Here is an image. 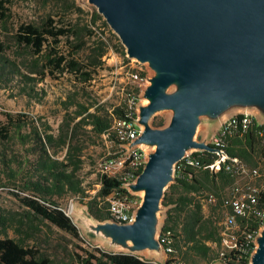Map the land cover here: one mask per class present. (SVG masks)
Wrapping results in <instances>:
<instances>
[{
	"label": "trees",
	"instance_id": "16d2710c",
	"mask_svg": "<svg viewBox=\"0 0 264 264\" xmlns=\"http://www.w3.org/2000/svg\"><path fill=\"white\" fill-rule=\"evenodd\" d=\"M8 6L9 0H0V86L17 82L19 94L29 100L40 101L45 92L37 85L47 77L58 78L68 74L82 85L94 79L109 49L101 33L95 31L97 22L101 20L97 12L92 13L84 23H63L47 16L40 23L20 24L9 29ZM102 25L107 24L103 21ZM10 41L14 44V51L7 45ZM122 55H125L124 52ZM139 75L144 76V73ZM130 80L138 83L136 93L126 92L125 100L112 106L111 112L105 111V104H82L78 99L79 93L66 95L60 101L64 117L55 132L41 117L2 113L6 123L0 128V188L11 189V194L21 202L23 214L18 223L25 224L27 232L38 230L37 221L80 240L77 228L58 203V200L70 196H76L81 201L87 197L77 175L82 163L78 159L81 148L74 142L78 131L86 126L94 135L102 137L114 119L125 117L127 95H137L142 86V82ZM154 127L161 128L163 125L159 123ZM225 144V153L239 160L247 171L256 169L260 177L253 182L261 183L264 173L258 168V163L261 159L264 161V126L257 125L252 119L245 134L226 136ZM208 145L211 146L210 143ZM62 151L64 157L59 160L55 156ZM215 157L211 152L196 150L189 156L193 165L186 160L176 165L178 168L174 171L173 182L161 200L163 218L159 235L166 236L171 249L166 253L163 264H217L219 261L222 223L226 215L233 214L224 201L231 196L234 185L242 184L243 180L236 165L231 167L230 162L227 163L229 170L222 166L218 171H212L210 166ZM98 184L97 192L84 204L86 212L96 222H112L107 197L113 191L127 192L120 189L118 179L100 172ZM263 202L264 196L258 195L256 207H261ZM204 206L207 212H204ZM236 221L252 232L259 225L254 215H236ZM0 264L52 262L44 254L4 237L0 238ZM71 264L158 263L127 253H107L96 248L76 254Z\"/></svg>",
	"mask_w": 264,
	"mask_h": 264
},
{
	"label": "water",
	"instance_id": "95a60500",
	"mask_svg": "<svg viewBox=\"0 0 264 264\" xmlns=\"http://www.w3.org/2000/svg\"><path fill=\"white\" fill-rule=\"evenodd\" d=\"M125 48L154 75L139 108L142 132L134 144L152 147L131 192L143 198L130 224L84 226L128 254L160 255L158 213L173 182L174 165L190 150L218 152L194 140L201 117L215 119L232 107L256 108L264 117V0H87ZM173 88L172 92L168 89ZM161 110L172 116L151 128ZM93 220V219H92ZM250 264H264V227Z\"/></svg>",
	"mask_w": 264,
	"mask_h": 264
},
{
	"label": "rangeland",
	"instance_id": "374dc122",
	"mask_svg": "<svg viewBox=\"0 0 264 264\" xmlns=\"http://www.w3.org/2000/svg\"><path fill=\"white\" fill-rule=\"evenodd\" d=\"M8 9L10 14L9 29L17 27L20 24L40 23L47 16L58 21H63V23H84L90 19L92 13H96V9L87 0H9ZM103 21L101 17V20L97 22L95 31L101 33L109 49L103 58L104 63L94 76V79L89 84L82 85L78 84L68 74L59 76L58 78L47 77L37 85L38 89L41 88L45 92L40 101H37V99L29 100L27 97L19 94L17 82H9L4 86H0V128L6 123L2 113L12 115L25 113L41 117L42 121L48 123L55 132L64 117L60 101L66 95H76L79 93L78 99L82 104H105V111L111 112L112 106L118 105L125 100L126 92L136 93L138 83L135 84L130 80V73H144V75H147L146 86L149 85V80L154 73L148 64L139 63L133 58H127L125 48L109 27L102 25ZM1 39L2 37L0 36V41H2ZM7 45L14 51L13 42L10 41ZM122 52H124V56ZM8 57L11 58V55H8ZM146 86L143 87L141 92L140 90L137 92L138 114L139 108L147 105V100L143 96ZM168 91L172 92L173 88H169ZM90 112H93V109H90ZM240 114H248L252 118H257L259 122L264 123V117L258 109L252 107H232L215 119L201 117L196 128L194 140L198 142L203 140V142L209 143L211 136L222 119ZM171 116L172 112L169 110L158 111L150 117L149 126L156 128L154 125L161 123L163 125L161 128H164L169 124ZM157 129L159 128L157 127ZM74 144L81 148L78 159L82 163L77 175L82 182L81 186L85 189L87 197L81 201L76 196H70L58 200V203L65 215L71 219L77 228L80 240L70 237L53 226L46 225L45 223L39 224L37 221L35 223L38 226V230L34 233L27 232L26 225H19L18 223L22 219L23 214L21 202L11 194L12 190L9 188H0V238L8 237L14 239L25 248H30L37 253L44 254L51 260L52 264H71L76 254H82L84 250L92 251L96 248L107 253L128 254L126 250L110 245L109 240L104 239L84 226V223L88 221V214L84 204L99 189L98 175L100 164L104 161L105 157L113 153V149L106 143L103 137L94 135L90 131L89 126L78 131V137ZM146 150L148 153H151L154 149L146 147ZM191 151L196 150L188 152ZM55 157L59 160L63 159L64 151ZM258 168L264 173V161L262 159L258 163ZM133 193L136 194L141 203L143 193ZM70 206H72L71 211ZM162 218L163 210L161 208L158 213V233ZM25 220L26 218L24 219V223ZM88 222L92 224L97 223L92 219ZM161 253V255H158L153 252L142 251L133 255L141 260H150L154 263L163 264L166 256L163 252ZM199 264L211 263L201 262Z\"/></svg>",
	"mask_w": 264,
	"mask_h": 264
},
{
	"label": "built area",
	"instance_id": "2783aa9c",
	"mask_svg": "<svg viewBox=\"0 0 264 264\" xmlns=\"http://www.w3.org/2000/svg\"><path fill=\"white\" fill-rule=\"evenodd\" d=\"M129 76L134 81L142 82L141 92L146 86L147 75L144 77L138 73H130ZM127 96L125 117L114 119L110 129L102 135L106 143L113 149V153L105 157L100 164V173L118 179L121 182L120 189L127 192L122 194L113 191L107 197L110 202V220L118 224H130L134 220L140 200L136 194L129 190V186L136 182L144 169L148 154L146 147L134 144L142 132V128L138 124V95L128 94ZM252 119L248 114L232 115L222 119L209 142L213 148L218 150L213 153L216 157L210 169L218 171L224 166L226 170H229L230 166L227 163L230 162L231 167L236 165L240 179L243 180L242 184L234 185L231 196L224 201L225 205L231 207L233 214L226 215L222 223L221 249L217 264H250V259L257 246L256 239L264 227V202L261 207H256L258 195L264 196V178L261 183L255 184L254 179L260 177L258 171L256 169L247 171L240 165L239 160L231 158L224 151L226 136H242L247 132ZM257 125L264 126V124ZM192 152L186 153L181 160H186L188 164L193 165L194 162L189 160ZM177 163L174 165V171L178 168ZM246 177H249V180L244 181ZM210 200L209 198L208 202ZM236 215L241 217L254 215L255 220L259 222L257 230L252 232L248 227L240 225L236 221ZM157 240L163 248L164 255L171 251L166 236L162 237L158 233Z\"/></svg>",
	"mask_w": 264,
	"mask_h": 264
},
{
	"label": "crops",
	"instance_id": "0c3cea01",
	"mask_svg": "<svg viewBox=\"0 0 264 264\" xmlns=\"http://www.w3.org/2000/svg\"><path fill=\"white\" fill-rule=\"evenodd\" d=\"M253 119L256 121L257 124H264V123L259 122L257 118H253ZM202 141H203V140H202ZM204 212H207V207H205V206H204ZM161 254H162V253H161ZM161 254H160V255H161Z\"/></svg>",
	"mask_w": 264,
	"mask_h": 264
},
{
	"label": "bare ground",
	"instance_id": "6f19581e",
	"mask_svg": "<svg viewBox=\"0 0 264 264\" xmlns=\"http://www.w3.org/2000/svg\"><path fill=\"white\" fill-rule=\"evenodd\" d=\"M72 210V206H70V211Z\"/></svg>",
	"mask_w": 264,
	"mask_h": 264
}]
</instances>
